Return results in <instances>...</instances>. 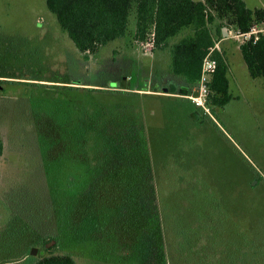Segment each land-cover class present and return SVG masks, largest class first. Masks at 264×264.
I'll use <instances>...</instances> for the list:
<instances>
[{
  "label": "rangeland",
  "instance_id": "rangeland-1",
  "mask_svg": "<svg viewBox=\"0 0 264 264\" xmlns=\"http://www.w3.org/2000/svg\"><path fill=\"white\" fill-rule=\"evenodd\" d=\"M223 21L231 99L211 110L188 101L197 84L179 89L151 31L136 40L134 13L86 55L45 0H0V264L46 246L76 264H148L151 244L168 264H223L215 244L241 248L229 264L249 248L264 264V80Z\"/></svg>",
  "mask_w": 264,
  "mask_h": 264
},
{
  "label": "trees",
  "instance_id": "trees-1",
  "mask_svg": "<svg viewBox=\"0 0 264 264\" xmlns=\"http://www.w3.org/2000/svg\"><path fill=\"white\" fill-rule=\"evenodd\" d=\"M45 1L47 9L56 16L60 28L79 53L86 55L95 54L107 43L125 37L130 15L134 13L136 40L144 39L151 31L154 48L169 51L170 73L180 78L188 88L197 84L203 58L217 43V37L221 36L219 27L211 28L215 21L226 20L222 26L230 25L240 33L250 31L255 25L264 24V9H250L244 0ZM239 52L250 77L264 80V34L259 33L255 40L254 36H251L250 39L243 41L239 45ZM211 57L216 61V69L208 83L209 92L205 104L212 110L222 108L231 99V95L228 90V65L223 54L214 49ZM168 90L173 94L177 91L174 85ZM136 137L139 140V136ZM3 149L0 138V158ZM85 208L87 209V204ZM49 238L51 237L46 240ZM46 240L43 243H46ZM215 245L212 248V254L217 253L215 262L219 260L223 261V264L226 260L228 263L234 256L238 257L241 250L237 244L232 246L234 251L230 245L225 244L226 253L222 250L216 251ZM52 247H55V244ZM42 249L44 253H39L33 264H76L70 255L57 254L48 246ZM149 251L148 264H168L163 244H151ZM242 256L244 257L240 264H253V249L249 248Z\"/></svg>",
  "mask_w": 264,
  "mask_h": 264
},
{
  "label": "built area",
  "instance_id": "built-area-1",
  "mask_svg": "<svg viewBox=\"0 0 264 264\" xmlns=\"http://www.w3.org/2000/svg\"><path fill=\"white\" fill-rule=\"evenodd\" d=\"M234 36L241 40V43L245 40L250 39L251 36H254V40L256 36L262 32V29L257 28V26H253L250 31L245 33H240L238 30H233ZM232 32V31H231ZM229 31V33H231ZM150 45H154L153 43V33L151 34ZM214 49H218V43L214 45V47L210 48L207 55L203 58L200 70L199 80L197 81V89L196 92L187 95V99L196 106L204 107L206 102V96L208 94V83L211 79L212 74L216 69V61L211 57V52Z\"/></svg>",
  "mask_w": 264,
  "mask_h": 264
},
{
  "label": "crops",
  "instance_id": "crops-1",
  "mask_svg": "<svg viewBox=\"0 0 264 264\" xmlns=\"http://www.w3.org/2000/svg\"><path fill=\"white\" fill-rule=\"evenodd\" d=\"M194 1H203V0H194ZM217 21H215L212 25H211V28H213V29H215L217 26ZM260 29H262V34H264V24L260 27ZM234 30H235V28H234ZM220 32H221V36H222V39L221 40H223L224 39V37L225 38H228V35H229V29H227L226 28V33H225V31H224V28L223 27H220ZM227 36V37H226ZM237 50L239 51V45L237 46ZM241 55V54H240ZM177 79H179V81H181L182 83H183V81L180 79V78H177ZM184 84H182V86H180V90H182L183 88H184V86H183Z\"/></svg>",
  "mask_w": 264,
  "mask_h": 264
},
{
  "label": "water",
  "instance_id": "water-1",
  "mask_svg": "<svg viewBox=\"0 0 264 264\" xmlns=\"http://www.w3.org/2000/svg\"><path fill=\"white\" fill-rule=\"evenodd\" d=\"M37 251H38L37 248L33 247V248H31L30 254L31 255H36ZM40 253L42 254V251H40Z\"/></svg>",
  "mask_w": 264,
  "mask_h": 264
}]
</instances>
